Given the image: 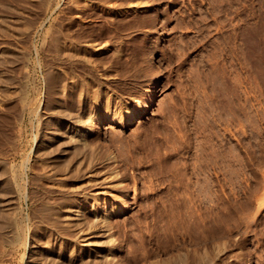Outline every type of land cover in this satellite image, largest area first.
<instances>
[{
    "label": "rangeland",
    "instance_id": "374dc122",
    "mask_svg": "<svg viewBox=\"0 0 264 264\" xmlns=\"http://www.w3.org/2000/svg\"><path fill=\"white\" fill-rule=\"evenodd\" d=\"M135 2L144 8L135 9ZM62 32L81 45L103 46L100 53L87 50V56L97 64L96 84L110 93L119 111L111 117L106 98L97 97L100 120L85 136L92 150L91 173L85 171L88 159L74 160L66 193L49 189L45 180L39 182L45 190H33L27 202L33 210L49 199L61 202L52 203L56 225L34 218L33 229L40 230L34 229L28 242L29 264H70L65 248L60 258L53 255L57 249L50 236L82 251L77 264H108L103 256L110 245L95 233L101 224L94 221L93 210L82 208L78 216L74 207L85 195L104 197L114 207L107 227L115 233L111 249L119 264H174L179 254H192L195 247L197 253L209 251L213 264H264V0H0V72L7 74L0 81V101L7 115L21 112L24 98L40 114L44 108L54 111L61 84L48 97L44 71L67 67L50 43ZM73 73L81 75V68ZM124 104L137 110L131 124L125 122ZM15 121L0 114V128L11 125L21 132L12 160L19 169L36 121L29 113L21 126ZM16 194L15 189L9 206L18 218L22 201ZM186 227L195 230L186 232ZM206 227L213 229L209 233ZM87 238L93 243L86 245ZM144 240L145 248L140 247ZM216 248L223 251L216 255ZM17 254L14 262L22 264L23 252Z\"/></svg>",
    "mask_w": 264,
    "mask_h": 264
},
{
    "label": "bare ground",
    "instance_id": "6f19581e",
    "mask_svg": "<svg viewBox=\"0 0 264 264\" xmlns=\"http://www.w3.org/2000/svg\"><path fill=\"white\" fill-rule=\"evenodd\" d=\"M17 1V0H16ZM76 2V0H74ZM8 2V1H7ZM10 2V1H9ZM13 3V2H12ZM4 4V3H3ZM134 4V8L135 9H141L144 6V3H133ZM13 6V5H12ZM133 6V5H132ZM10 8V6H7ZM6 8V7H3ZM130 8V7H129ZM133 8V9H134ZM144 8V7H143ZM6 9V11H7ZM118 9V8H117ZM12 10V7H11ZM9 11V10H8ZM114 12V11H113ZM118 14H121L123 11L121 10H117L115 11ZM124 13V12H123ZM2 17V16H1ZM52 22V21H51ZM54 23V22H53ZM55 24V23H54ZM56 25V24H55ZM54 25H52L53 27ZM50 28V27H49ZM53 29V28H52ZM47 30V29H45ZM50 31V30H49ZM49 31L45 32V33H49ZM55 30H53L54 32ZM52 32V33H53ZM51 33V32H50ZM49 33V34H50ZM57 33V32H55ZM59 33V32H58ZM57 33V34H58ZM63 33V32H62ZM35 34V33H34ZM54 34V33H53ZM38 35V34H37ZM56 35V34H54ZM60 35V34H58ZM57 35V36H58ZM64 36H62L61 38L59 37H54L53 39H51L50 43L53 46L54 52L57 53L59 56H62L63 58H65V60L67 61L66 66L64 69L63 68H59L60 69H55L56 71H53V69L51 70L48 66L47 70L44 71L45 74V79H46V85H47V96L50 97L51 94L50 93H54L52 92L55 89L56 84L60 83L61 87L58 90L56 94L57 99L54 98V111L50 112L51 114H49L47 112V110L44 108V114H40L38 112V109L35 108H29L31 106L28 107V104L26 102V99L24 98L22 100L23 103V109L21 110V112L16 113L15 111L12 114H6V113H10L7 110H3V101H0V114L1 115H5L8 116L12 119H16L15 123H17L18 125L21 126V124L24 122L25 120V116L27 113H29L30 117H31V121L35 120L36 121V130L35 133L32 136V139L28 145V149L26 151H20V155L22 156V161L19 164V169H16L15 165L13 164L12 160H13V156L15 154H18L15 150V141L18 140L19 138H21V132L18 130L13 131L14 127L7 126L4 128H0V264H15L14 262V256L18 255L17 253H21L23 252V254H21V259L22 260V264H29L28 260H29V256H25V253L27 251L28 253V249L30 247H28L29 243V239H31L32 237V231L34 229H36L37 227H35L33 229V225H34V218H37L39 220V222L41 224H43L42 222H47L46 224H51L50 226H52V223L54 221V219H52V208L54 204H52L53 202L46 200L44 202H41L39 204V207L36 210H33L34 208L32 207V205H29L27 202L30 200V198L33 196V193L36 189L37 190H41L44 189L43 188V183H39V182H43L44 180L46 182H48L49 185V189H59L57 191H60V189L63 190V192L66 193V191L64 189H66V184L64 183L68 177H69V173L70 171H72V166L73 163H75V161L77 162L78 160H81L83 158L88 159L87 161V173L90 172L91 173V168L93 167V157H92V150H91V146L90 144H88L87 139L85 138V136L87 134H91L92 132V128H94V122L96 120H100L97 116V114L95 113V104L97 97L100 98H106L105 102V110L107 111V113H109L112 117V115L116 116V114L118 113V106L119 105H113V102L110 101L111 99V95L108 92H105L101 89L100 85L98 86L96 84V78H95V72H97L98 70L97 68V64L90 59L87 56V50L93 48L95 53H100V51H102V47L101 45L98 46V44H96L97 46H95V44L93 43H84V44H79L76 42H73L70 39L69 34H67L68 38L65 37V34L63 33ZM53 36V35H52ZM33 37V36H32ZM44 37V36H43ZM80 37V36H78ZM31 38V37H30ZM46 38V37H45ZM74 37H71V39ZM43 39V38H42ZM80 39V38H79ZM83 39V38H82ZM81 39V40H82ZM75 40V38H74ZM78 40V39H76ZM44 41V40H43ZM79 41V40H78ZM84 41V40H83ZM92 41V40H91ZM48 44V43H47ZM41 45H42V41H41ZM40 45V46H41ZM48 47V46H47ZM51 47V46H50ZM52 48V47H51ZM43 50V48H42ZM48 50V49H47ZM45 51V50H44ZM49 52V51H46ZM2 53V52H1ZM41 53H43L41 51ZM45 53V52H44ZM51 52H49L50 54ZM53 53V52H52ZM3 55V54H2ZM42 58V57H41ZM2 59V57H1ZM39 59V58H38ZM4 60V59H3ZM2 60V61H3ZM26 60V59H25ZM1 61V62H2ZM37 61V60H36ZM42 61V60H41ZM62 61V60H60ZM0 62V63H1ZM29 62V61H28ZM26 61V63H28ZM3 63V62H2ZM45 63V62H44ZM50 63V62H49ZM37 64V63H36ZM42 64V63H41ZM3 65V64H1ZM38 65V64H37ZM28 66V65H27ZM57 66V65H56ZM62 66V65H61ZM36 67V66H35ZM44 67V66H43ZM64 67V66H62ZM75 67H80L81 68V75H77L74 74L73 71L75 69ZM77 69V68H76ZM43 71V70H42ZM77 71V70H76ZM101 72V71H100ZM105 72V71H104ZM102 73V72H101ZM5 75H7L6 73H2L0 72V81L5 78L3 77ZM3 75V76H2ZM103 75V74H102ZM26 76V75H25ZM27 77V76H26ZM25 77V78H26ZM101 77V74H100ZM99 77V78H100ZM8 79V78H6ZM1 83V82H0ZM59 84V85H60ZM97 85V87H96ZM59 88V87H57ZM56 88V89H57ZM46 93V92H45ZM50 96H49V94ZM46 96V97H47ZM47 97V98H48ZM46 98V99H47ZM52 98V97H50ZM3 99V98H2ZM36 99V98H35ZM113 99V98H112ZM116 99V98H115ZM102 100V99H101ZM48 101V99L46 100V102ZM49 101H52L51 99ZM114 101V99H113ZM116 101V100H115ZM134 101V100H133ZM35 102V101H34ZM38 102V101H37ZM41 102V101H40ZM52 103V102H50ZM50 103L48 105H50ZM40 104V103H39ZM38 104V105H39ZM44 104V103H43ZM31 105V104H30ZM45 105V104H44ZM99 105V104H98ZM121 105V104H120ZM46 106V105H45ZM114 106V107H113ZM124 115L126 116L125 122L127 124H131L133 123L134 119L136 118L137 115V110L132 107L129 104H124ZM29 109H28V108ZM44 107V106H43ZM47 107V106H46ZM49 107V106H48ZM28 109V110H27ZM40 109V108H39ZM49 109V108H48ZM103 109V108H102ZM123 109V108H122ZM118 110V111H117ZM28 111V112H27ZM43 112V111H42ZM55 117H60L59 120L55 119ZM110 117V118H111ZM115 118V117H114ZM6 119V118H5ZM112 120V119H111ZM118 120V119H117ZM120 120V119H119ZM8 122V121H7ZM6 124V122H5ZM10 124V123H9ZM16 124V125H17ZM31 127V126H30ZM31 130V128H30ZM25 131V130H24ZM33 133V132H32ZM26 136V135H25ZM60 138V139H59ZM59 140H62V143H59L58 145H56ZM61 145H64V148H60ZM59 146V147H58ZM62 147V146H61ZM30 148V149H29ZM13 152V153H11ZM9 159V160H7ZM110 159V158H109ZM108 159V160H109ZM75 160V161H74ZM20 161V160H19ZM74 161V162H73ZM77 171L80 172L79 168H77ZM111 171V170H110ZM72 173V172H71ZM109 173V172H108ZM112 173V171H111ZM111 173H109L111 175ZM114 174V172H113ZM71 175V174H70ZM91 175V174H90ZM117 177V173L114 174ZM109 176V175H108ZM107 176V177H108ZM112 178V175L109 177ZM70 180V179H69ZM90 181V180H89ZM67 182V181H66ZM45 183V182H44ZM87 183V182H86ZM68 185V184H67ZM68 188V187H67ZM18 190V194H16V196L18 195L19 199L22 201V203L20 204L19 210H18V214L19 217L16 218L15 213L11 211L10 208V200L11 195H12V191L14 193V190ZM48 189V187H47ZM48 189V190H49ZM76 189V188H75ZM45 190V189H44ZM47 190V191H48ZM55 190V191H56ZM61 190V191H62ZM46 191V192H47ZM51 191V190H50ZM53 191V190H52ZM70 191V190H69ZM68 191V192H69ZM44 192V191H43ZM67 192V193H68ZM71 192V191H70ZM104 193V192H103ZM102 193V195H104ZM50 194V193H49ZM53 194V193H52ZM72 194V192H71ZM107 194V191H106ZM32 195V196H31ZM31 196V197H30ZM95 196V195H94ZM98 196V195H97ZM14 197V196H13ZM42 197V196H41ZM103 197V196H102ZM47 199V198H46ZM53 199V198H52ZM91 199V201H90ZM88 198L87 195L84 196L83 199H81V201L79 200H75L76 202V210L78 216L80 215V210L82 208H87L90 207L91 210H93V214H94V218H95V222L101 224L99 229H96L95 233H100L101 236H105L107 239L108 244L110 245V248L107 250V253L103 256V260L108 263V264H119L117 263L118 260L115 261V257L112 251V246L114 244V239L113 236L114 234H111V230L109 228V225L107 227V219L109 216L110 211L114 209V207L112 205H110L107 202L106 198H95L92 197ZM113 199V197H112ZM58 200V199H57ZM63 200V199H62ZM73 200V199H72ZM114 200V199H113ZM38 201V199H37ZM41 201V198L40 200ZM68 201V200H67ZM74 201V200H73ZM12 202V201H11ZM19 202V201H18ZM61 202V201H60ZM58 202V203H60ZM65 202V201H63ZM121 202V201H120ZM55 203V202H54ZM55 203V204H58ZM69 203V202H68ZM73 203V202H70ZM62 204V203H61ZM67 204V203H66ZM65 204V205H66ZM14 205V204H13ZM24 205H26L27 208L24 207ZM60 205V204H58ZM63 205V204H62ZM64 205V206H65ZM69 205V204H68ZM72 205V204H71ZM75 205V204H74ZM18 206V205H17ZM30 207H32V210L30 211ZM36 207V206H35ZM126 207V205H125ZM18 208V207H17ZM59 208V207H58ZM61 208V207H60ZM67 209V208H66ZM16 210V207H15ZM14 210V211H15ZM53 210H55L53 208ZM68 210V209H67ZM59 211V210H58ZM198 211V210H197ZM210 212V210H208ZM212 211V210H211ZM64 212V211H63ZM193 211L191 210V213ZM195 212V211H194ZM194 212L193 214H191L192 218L195 219L196 216H194ZM200 212V211H199ZM198 212V213H199ZM205 212V211H204ZM177 213L180 215V211L176 212L175 217H177ZM208 212L206 211V214ZM54 215L56 214L53 213ZM68 214V212H67ZM182 214V213H181ZM202 214V212H201ZM204 213V215H206ZM35 217H32L34 216ZM57 215V214H56ZM55 215V216H56ZM75 215V214H73ZM196 215V214H195ZM203 215V216H204ZM210 215V214H209ZM59 216V215H57ZM66 216V215H65ZM77 216V215H76ZM169 216V215H168ZM173 216V214H172ZM62 217V216H61ZM69 216H67L68 218ZM171 217V216H170ZM168 217V218H170ZM181 217V216H179ZM178 217V218H179ZM201 217V216H200ZM70 218V217H69ZM69 218L67 220H69ZM81 218V217H80ZM174 218V217H172ZM170 218V221L171 219ZM58 219V218H57ZM65 219V218H64ZM74 219V218H73ZM79 219V218H78ZM83 218H81L82 220ZM193 219V220H194ZM202 219V217L200 218ZM49 220H51V223H48ZM60 220V219H58ZM66 220V219H65ZM71 220V219H70ZM162 220V218H161ZM164 220L166 221V219L164 218ZM174 220V219H172ZM215 220V219H214ZM214 220L212 222H214ZM62 221V220H60ZM59 221V223H60ZM169 221V220H168ZM195 221V220H194ZM203 221V220H202ZM207 221V220H204ZM203 221V222H204ZM67 222V221H66ZM78 222V221H77ZM164 222V221H163ZM174 222V221H172ZM171 222V223H172ZM191 222V221H190ZM189 222V223H190ZM193 222V221H192ZM39 223V224H40ZM70 223V222H68ZM72 223V222H71ZM70 223V224H71ZM79 223V222H78ZM179 223L182 224L181 220H179ZM186 223V222H185ZM194 223V222H193ZM198 223V222H197ZM205 223H209L208 221ZM58 224V223H57ZM82 224V223H81ZM93 224V223H92ZM96 224V223H95ZM164 224V223H163ZM161 224V225H163ZM176 224V223H175ZM174 223H172V225L176 226ZM180 224V226H181ZM184 224V223H183ZM187 224V223H186ZM192 224V223H191ZM199 224V223H198ZM197 224V226H198ZM201 224V223H200ZM204 224V223H203ZM53 225H56L55 222L53 223ZM61 225V224H60ZM160 225V226H161ZM168 225V224H166ZM171 225V226H172ZM179 225V224H178ZM194 225V224H193ZM196 225V224H195ZM206 226H208V224H205ZM216 225H218V223H216ZM35 226V225H34ZM59 226V225H58ZM55 226V227H58ZM170 225L167 226V228L171 227ZM173 226V228H171V230L175 229ZM188 226V224H187ZM190 226V225H189ZM188 226V227H189ZM200 226V225H199ZM198 226V227H199ZM220 226V225H219ZM44 227V226H43ZM61 227V226H60ZM58 227V228H60ZM66 228L68 226H65ZM73 227V225L71 226ZM70 227V228H71ZM94 227V226H93ZM179 227V226H178ZM185 227V226H184ZM186 227L188 230L186 232H188L191 228ZM202 228L204 226H201ZM217 227V226H216ZM215 227V228H216ZM63 228V227H62ZM159 225H158V227ZM164 228V226H163ZM166 228V226H165ZM166 228V229H167ZM194 228V227H193ZM39 229V228H37ZM54 229V228H53ZM112 229V228H111ZM162 229V227H161ZM205 229V228H204ZM207 231H209V233L212 231L213 228H211V231L208 230L209 228H207ZM221 229V228H219ZM40 230V229H39ZM42 230V229H41ZM50 230V229H49ZM55 230V229H54ZM67 230V229H66ZM156 230V229H155ZM170 230V233H171ZM193 230V229H192ZM191 230V231H192ZM195 230V229H194ZM193 230V231H194ZM201 230V229H200ZM199 232L197 233H200ZM216 230H218L216 228ZM215 230V231H216ZM45 231V230H44ZM47 231V230H46ZM82 230H78L76 232V236L79 237V233ZM164 231V230H163ZM168 231V230H167ZM206 231V230H205ZM204 231V232H205ZM155 231H151V233ZM162 232V231H161ZM39 233V232H38ZM45 233V232H44ZM47 233V232H46ZM94 233V232H93ZM156 233V232H155ZM158 233V232H157ZM166 233V231H165ZM165 233H161L164 235V237H166ZM178 233V232H176ZM180 233V232H179ZM191 233V232H190ZM190 233L188 234V236L190 235ZM193 233V232H192ZM191 233V234H192ZM194 233V234H197ZM203 233V231H202ZM208 233V234H209ZM160 234V233H159ZM173 236L175 233H171ZM205 234V233H204ZM36 235V234H35ZM53 235L50 234L49 232V236ZM75 235V233H74ZM113 235V236H112ZM184 235V234H183ZM182 235V236H183ZM186 235V234H185ZM199 235V234H198ZM198 235H196V237L198 238ZM203 234H200V236ZM205 236V235H204ZM207 236V235H206ZM170 237V236H169ZM168 237V238H169ZM181 237V236H180ZM193 237V236H192ZM195 237V238H196ZM210 237V236H209ZM43 238V237H42ZM47 238V237H46ZM51 238V242H52V246L54 247V250L52 253L53 255H57V258H60L61 255H63V252L61 251V249L65 248V252L69 251V254H67L69 256V258H67L70 262V264H75L77 261V257L79 256V254L82 252L80 251V249L78 250L77 246H73L72 244H65V242L61 239H59L58 237L55 236H50ZM115 238V237H114ZM167 238V239H168ZM171 238V237H170ZM177 238V237H175ZM185 238V237H184ZM191 238V237H189ZM203 238V237H202ZM206 238V237H204ZM208 238V237H207ZM206 238V239H207ZM76 239V238H75ZM143 240V237L140 238ZM145 239V238H144ZM152 239V238H151ZM178 239V238H177ZM186 239V238H185ZM192 239V238H191ZM200 240L203 244V241H207V240ZM210 239V238H209ZM34 240V238H33ZM37 240V239H36ZM50 240V239H49ZM166 240V239H165ZM170 240V239H169ZM175 240V239H174ZM183 240V238H182ZM197 240V239H195ZM199 240V238H198ZM38 241V240H37ZM146 240L143 241V244L140 245V247L145 244ZM151 241V240H150ZM157 243V240H154ZM178 241V240H177ZM29 242V243H28ZM40 242V241H39ZM84 242L86 245L92 244L93 240L87 238L84 239ZM138 242V241H137ZM139 242H142L139 240ZM167 242V243H166ZM166 244L167 247L168 246V241L166 240ZM170 243L172 241H169ZM175 242V241H174ZM184 242V241H183ZM186 242V240H185ZM193 242L195 244V241L193 239ZM192 242V243H193ZM69 243V242H68ZM75 243V242H74ZM148 243V242H147ZM169 243V244H170ZM189 243V242H188ZM37 244V243H36ZM116 244V243H115ZM114 244V245H115ZM158 244V243H157ZM156 244V245H157ZM160 244V243H159ZM186 244V243H185ZM191 244V243H190ZM193 244V245H194ZM199 244V243H198ZM201 244V243H200ZM207 244V243H206ZM173 245V243H172ZM187 245V244H186ZM209 245V244H208ZM145 246V245H144ZM155 246V245H154ZM178 246V245H176ZM175 246V247H176ZM185 246V245H184ZM183 246V247H184ZM195 246V245H194ZM197 246V244H196ZM210 246V245H209ZM214 246V245H213ZM219 246V245H218ZM63 247V248H62ZM162 247V246H161ZM166 247V246H165ZM173 247V248H175ZM180 247V245H179ZM199 247V245H198ZM208 247V246H207ZM211 247V246H210ZM216 247V246H215ZM136 248H139V246ZM145 248V247H143ZM164 248V247H162ZM172 248V247H171ZM182 248V247H181ZM186 248V247H184ZM200 248V247H199ZM205 246H204V251H205ZM149 249V248H148ZM158 249V248H156ZM180 249V248H178ZM140 250V249H139ZM161 250V249H160ZM183 250V249H182ZM191 250V249H190ZM189 250V251H190ZM193 250V248H192ZM200 250V249H199ZM211 250V249H210ZM215 253L216 255H218L221 251H223L220 248H216L215 249ZM145 251V250H144ZM144 253L145 255V252ZM149 251V250H148ZM146 249V252H148ZM167 251V250H166ZM170 251V250H168ZM185 251V250H183ZM187 251V248H186ZM195 251V252H194ZM193 253L192 254H179L178 252V256L177 259H174L172 262H174V264H213L212 260L210 259L208 256L209 251L207 252H200L197 253V248L195 247ZM212 251V250H211ZM31 252V251H30ZM95 252V251H94ZM99 252V251H98ZM151 252V251H150ZM172 252V251H171ZM191 252V251H190ZM96 253V252H95ZM140 253V252H139ZM149 253V252H148ZM152 253V252H151ZM168 253V252H167ZM138 255V253H136ZM135 254V255H136ZM166 254V253H165ZM34 255V254H33ZM101 255V254H100ZM134 255V256H135ZM140 255V254H139ZM143 255V254H141ZM143 255V256H144ZM174 255V254H172ZM20 256V255H19ZM26 259H25V257ZM32 256V255H30ZM39 256V255H36ZM41 256V255H40ZM147 256V255H146ZM149 256V255H148ZM147 256V258H148ZM175 256V255H174ZM173 256V258H174ZM42 257V256H41ZM140 257V256H139ZM171 257V256H170ZM211 257V256H210ZM215 257V255H214ZM31 258V257H30ZM136 258V256L134 257ZM132 258L131 260L133 261ZM141 258V257H140ZM145 258V257H144ZM150 258V257H149ZM38 259V257H37ZM41 259V258H40ZM44 259V258H43ZM46 259V258H45ZM139 259V258H138ZM146 259V258H145ZM144 259V260H145ZM50 260V257H49ZM53 260V259H51ZM50 260V261H51ZM58 260V259H57ZM135 260V259H134ZM137 260V258H136ZM135 262H138L136 261ZM140 260V259H139ZM143 260V259H142ZM140 260V261H142ZM45 261V260H44ZM49 263H52L50 262ZM54 261V260H53ZM66 261V260H65ZM80 261V260H79ZM169 261V260H168ZM42 262V261H41ZM171 263V261H169ZM164 263V264H168ZM18 263V260H17ZM33 263V262H32ZM39 263V261H38ZM37 263V264H38ZM45 263V262H44ZM43 263V264H44ZM55 263V262H54ZM53 263V264H54ZM59 263V261L57 262ZM104 263V262H103ZM169 263V264H170ZM20 264V263H19ZM40 264V263H39ZM47 264V261H46ZM77 264V263H76ZM102 264V262H101ZM105 264V263H104ZM134 264V263H133ZM137 264V263H136ZM150 264V262H149ZM163 264V263H162ZM173 264V263H172Z\"/></svg>",
    "mask_w": 264,
    "mask_h": 264
}]
</instances>
